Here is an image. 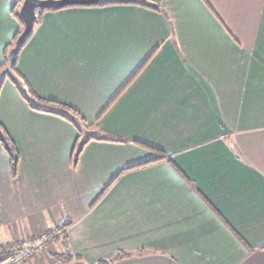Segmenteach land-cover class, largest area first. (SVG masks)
Wrapping results in <instances>:
<instances>
[{
    "label": "crops",
    "instance_id": "crops-1",
    "mask_svg": "<svg viewBox=\"0 0 264 264\" xmlns=\"http://www.w3.org/2000/svg\"><path fill=\"white\" fill-rule=\"evenodd\" d=\"M123 1L41 12L22 94L0 0V247L64 228L27 264H264V0Z\"/></svg>",
    "mask_w": 264,
    "mask_h": 264
},
{
    "label": "trees",
    "instance_id": "trees-1",
    "mask_svg": "<svg viewBox=\"0 0 264 264\" xmlns=\"http://www.w3.org/2000/svg\"><path fill=\"white\" fill-rule=\"evenodd\" d=\"M22 2H23V0H14V5H13V8H12V14L18 19V21L21 23V25L23 27L22 21L19 18V9H20V6H21ZM117 2H118V0H106L104 2L99 3L98 6L117 4ZM123 2L130 3V2H133V1H126V0H124ZM139 4L146 5V4L142 3V2H140ZM44 11H46V10H39V16L41 15V12L43 13ZM22 30H23V28H22ZM22 30L19 31V33H18V35H17V37L15 39L14 44L12 46H10V48L8 49V57H7V63H6L7 65H9V63H10L9 53H10V51L13 48H15L17 46L16 45V41H17L19 35L21 34ZM31 35L28 37V39L26 40V42L24 43V45L30 39ZM23 46H21V47L18 48V51H17V53L15 55L14 63L12 65V67H11V70H9L10 79L22 91V94H23L22 84L17 79V75L15 74L16 73L15 71H16L17 55H18L20 49ZM49 103H51V102H49ZM51 105H53V106H55V107H57L59 109H62L64 111H66L67 113L71 114L75 118H80L82 121H84L83 118L81 117V115L76 110H74L72 108L66 107L64 105H58V104H55V103H51ZM0 129H1V131H0V141L2 142V144H3L4 148H5V150L7 151V153L10 155L11 163H12V172H13L14 175H16L17 169H18L19 155H18V153L16 151L15 145L10 140L9 136L6 134L5 131H3V128L2 127H0ZM80 152H81V149H79L78 152L75 153V156H74V164L75 165L78 162ZM165 158H166V156L162 155V158L161 159H165ZM60 229H64V228H60ZM14 253H15V251L12 250V249H10V247H7V246L0 247V264H3L4 262H6L8 260V258L11 255H13ZM65 260L68 261L69 259L67 257H65V256L58 257V261H61L62 262V261H65Z\"/></svg>",
    "mask_w": 264,
    "mask_h": 264
},
{
    "label": "water",
    "instance_id": "water-1",
    "mask_svg": "<svg viewBox=\"0 0 264 264\" xmlns=\"http://www.w3.org/2000/svg\"><path fill=\"white\" fill-rule=\"evenodd\" d=\"M104 1L106 0H23L19 9V18L22 21L23 30L16 41L17 46L9 53L10 63L7 70H11L18 48L23 46L32 34L35 23L39 19V10H56L73 6H92Z\"/></svg>",
    "mask_w": 264,
    "mask_h": 264
},
{
    "label": "built area",
    "instance_id": "built-area-1",
    "mask_svg": "<svg viewBox=\"0 0 264 264\" xmlns=\"http://www.w3.org/2000/svg\"><path fill=\"white\" fill-rule=\"evenodd\" d=\"M65 237L66 230L58 228L52 234H41L34 238H26L21 241L20 250H16L3 264H27L31 258L39 256L46 251L57 238L64 240ZM50 264L64 263L56 260Z\"/></svg>",
    "mask_w": 264,
    "mask_h": 264
}]
</instances>
